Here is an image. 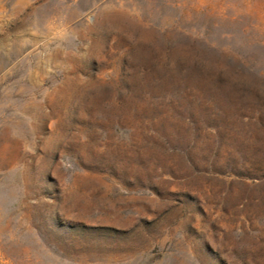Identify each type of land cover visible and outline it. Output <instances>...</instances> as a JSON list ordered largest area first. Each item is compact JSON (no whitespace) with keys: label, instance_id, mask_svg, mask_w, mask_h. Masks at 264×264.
Masks as SVG:
<instances>
[{"label":"rangeland","instance_id":"obj_1","mask_svg":"<svg viewBox=\"0 0 264 264\" xmlns=\"http://www.w3.org/2000/svg\"><path fill=\"white\" fill-rule=\"evenodd\" d=\"M0 264H264V0H0Z\"/></svg>","mask_w":264,"mask_h":264},{"label":"trees","instance_id":"obj_2","mask_svg":"<svg viewBox=\"0 0 264 264\" xmlns=\"http://www.w3.org/2000/svg\"><path fill=\"white\" fill-rule=\"evenodd\" d=\"M190 69H189V67H187V66H183L182 68H181V70H180V76H181V78L182 79H184V78H186L189 74H190ZM184 77V78H183ZM218 84H221L222 82H221V80H219L218 82H217Z\"/></svg>","mask_w":264,"mask_h":264}]
</instances>
